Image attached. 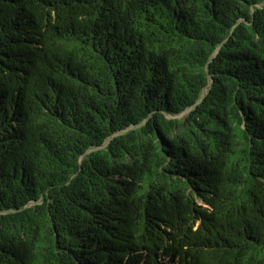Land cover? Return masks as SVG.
<instances>
[{"label": "trees", "instance_id": "trees-1", "mask_svg": "<svg viewBox=\"0 0 264 264\" xmlns=\"http://www.w3.org/2000/svg\"><path fill=\"white\" fill-rule=\"evenodd\" d=\"M0 264H264V0H0Z\"/></svg>", "mask_w": 264, "mask_h": 264}, {"label": "rangeland", "instance_id": "rangeland-1", "mask_svg": "<svg viewBox=\"0 0 264 264\" xmlns=\"http://www.w3.org/2000/svg\"><path fill=\"white\" fill-rule=\"evenodd\" d=\"M184 112L179 113L177 116H182Z\"/></svg>", "mask_w": 264, "mask_h": 264}]
</instances>
